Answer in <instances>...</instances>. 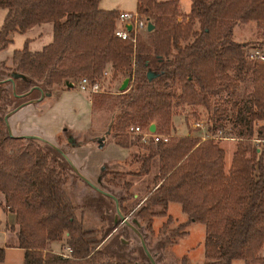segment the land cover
<instances>
[{
  "label": "trees",
  "instance_id": "trees-1",
  "mask_svg": "<svg viewBox=\"0 0 264 264\" xmlns=\"http://www.w3.org/2000/svg\"><path fill=\"white\" fill-rule=\"evenodd\" d=\"M98 3L0 0V7L6 8L0 49L14 31L52 24V39L40 49L31 50L26 38L13 50L9 74L0 79V98L8 101L31 88L47 96L54 85L81 76L94 80L104 70L120 83L128 77L125 89L116 91L103 136L113 130L117 144L138 146L139 166L130 173L151 177L137 213L131 220L124 216L125 226L140 237L135 220L142 217L149 227L152 215H165L168 203L178 202L187 218L169 230L164 247L184 235L192 221H199L205 226L201 264H231L235 258L264 264V59L249 57L248 43L232 38L239 22L264 24V0H190L188 19L181 20L179 0H137V8L153 26L145 35L137 34L135 41L114 34L119 10ZM3 81L10 84L11 93ZM18 82L25 91L15 90ZM95 95L93 103L98 102ZM29 101L0 113V193L15 213V224L9 228L15 245L23 249L21 264H137L106 251L99 245L97 230L77 217L59 158L72 164L61 148L23 135L45 146L30 142L13 154L7 152L21 135L9 133L4 116ZM182 104L206 108L212 133L223 128L225 120L231 123L237 142L227 170L225 151L214 137L172 133L174 109ZM152 122L156 132L169 134L168 140L145 141L142 133L124 132L134 124L147 130ZM125 183L132 185L130 180ZM166 216L164 227L171 221ZM120 223L116 220L113 229ZM63 237L70 250L54 251L51 242ZM4 254L0 246V261Z\"/></svg>",
  "mask_w": 264,
  "mask_h": 264
},
{
  "label": "rangeland",
  "instance_id": "rangeland-1",
  "mask_svg": "<svg viewBox=\"0 0 264 264\" xmlns=\"http://www.w3.org/2000/svg\"><path fill=\"white\" fill-rule=\"evenodd\" d=\"M189 4L190 0L179 1L178 20L188 19L186 13L189 11ZM98 5L101 8L119 11L137 10L140 16L145 18L144 14L137 8V0H99ZM5 13L6 8L0 7V26ZM194 27L198 28L197 22H195ZM145 31L141 30L138 34L145 35ZM9 37L12 40L0 49V79L9 74L12 67L13 50L21 48L26 38L29 40L28 47L31 50L40 49L52 39V24L43 22L24 32L14 31L9 34ZM232 38L248 43L245 46L246 52L258 48L264 53V24L258 27L254 21L239 22L234 26ZM77 81L78 77L72 78V86L65 83L54 85L52 93L47 96H43L42 92L39 93V90L31 88L19 97L11 95L8 101H5L4 97L0 98V113L28 99H32V102L46 99L48 105L44 111L38 112L36 105L27 104L10 117L12 122L21 123L16 129H12V134L21 135V137L12 146L6 147L7 152L13 154L16 149L25 147L30 142L34 145L45 146L39 140L25 138L24 134L37 135L61 148L72 164L70 165L65 159L59 158L62 160L59 161L60 164L64 165L67 171L65 189L77 208V217L83 221L85 227L97 230L96 237L100 239L99 245L102 244L101 246L106 251L123 261L152 264L143 248L142 242H144L149 252L155 255V264H201L204 260L205 226L203 223L192 221L186 226L184 235L175 237V240L165 247L163 245L169 230L176 228L180 222L187 218L178 202L171 201L168 203L166 214L170 215L171 221L167 223L166 227H164L166 214L152 215L149 227H147L146 219L140 217L137 219L138 221L135 220L136 227L142 234L140 237L125 226L120 214L130 219L137 213L141 202L147 196L148 192L145 186L151 174L135 176L130 173L138 169L139 163L134 159L135 154L141 150L136 145L127 147V150L124 148L125 146L122 147L117 144L113 138V130H110V133L106 135L103 146H98L97 139L103 136L107 130L113 109L111 104L121 83L119 78L111 79L109 74L105 80H102V89L99 91V95H95L80 90L77 87ZM2 83L4 89H8L11 93L10 84L6 81ZM14 88L18 92L26 89L21 82L16 83ZM94 95L95 97L98 96L96 103L92 101ZM217 97L218 95H215L211 98L216 99ZM1 106L5 109H1ZM195 120L201 121L203 128L194 127ZM172 121V133H193L203 138L213 135L210 130L212 121H210L208 112L203 106H190L188 104L176 106ZM225 121L222 131L214 135L220 136L215 137V140H218L219 145L225 151L224 165L227 170L236 149L237 137L231 132V123ZM129 126L125 128L124 132L132 135L134 133L130 132ZM33 131L40 133L35 134ZM70 137L71 139H69ZM56 157L58 158L57 153ZM59 157L61 156L59 155ZM86 178L99 188L117 197L118 201L120 200L119 203L112 196L92 186L85 180ZM129 180L132 185L127 187L125 182ZM155 208L158 209L159 207ZM7 210L12 211L7 205L4 208L0 206V246L5 248L4 259L0 261V264H21L22 249L17 246L5 245L6 239L7 243L12 245L16 238L14 232L9 230L10 225L14 222V216ZM116 215L117 217H115ZM120 219L121 223L113 229L114 222ZM54 242V245L51 246L53 250L56 249L54 251L66 252L64 237ZM183 256L186 257L185 261H183ZM231 264L245 263L242 258H235Z\"/></svg>",
  "mask_w": 264,
  "mask_h": 264
},
{
  "label": "built area",
  "instance_id": "built-area-1",
  "mask_svg": "<svg viewBox=\"0 0 264 264\" xmlns=\"http://www.w3.org/2000/svg\"><path fill=\"white\" fill-rule=\"evenodd\" d=\"M147 22L148 20L145 18H142L140 16V13L137 10L134 11H128V10H121L118 13V16L115 20V27H114V34L122 39H131L132 41H135L136 35L141 30H147ZM130 26V28H128ZM249 57L251 58H261L264 59V53H262L258 48H253L251 51L248 52ZM109 75L108 70H104L100 76L96 77L94 80H90L86 76H81L78 78L77 81V87L84 91V92H98L102 89V80H105ZM194 127H202L203 123L199 120H195L193 123ZM129 130L132 133H142V140H148L150 137H152L155 140L162 139V140H168L169 134L167 133H159L154 131H151L149 127L147 130H143L141 126L138 124L130 125ZM222 131V127L218 128L215 133H213L212 136L209 137H220L216 136L214 134L219 133ZM70 249L67 247L66 251H69Z\"/></svg>",
  "mask_w": 264,
  "mask_h": 264
},
{
  "label": "crops",
  "instance_id": "crops-1",
  "mask_svg": "<svg viewBox=\"0 0 264 264\" xmlns=\"http://www.w3.org/2000/svg\"><path fill=\"white\" fill-rule=\"evenodd\" d=\"M180 1V0H179ZM189 6H190V4H189ZM189 8V7H188ZM187 11V10H186ZM242 41V40H241ZM48 43V42H47ZM262 52V51H261ZM263 53V52H262ZM72 86V85H71ZM46 99H43L42 101H35V102H27V103H25V104H23V105H21L18 109H16L15 111H12L11 113H9V115L7 116V122H8V125H9V129H10V131H11V133H12V129L13 128H17L18 126H20V124L21 123H19V122H15V121H11L10 120V117L11 116H13L14 114H16L17 112H19V110H21L25 105H27V104H34V105H36L37 107H36V109H37V111L38 112H42V111H44L46 108H47V103H46V101H45ZM16 119H18V118H16ZM33 133H35V134H38V133H40L39 131H33ZM22 134H24V133H22ZM191 134H193V133H191ZM193 135H197V134H193ZM201 138H203V137H201ZM104 139H105V137H103V142H102V144L101 145H99L100 143L98 142V146H103V144L105 143V141H104ZM98 141V140H97ZM123 147V146H122ZM124 148H126L127 149V147H124ZM128 150V149H127ZM128 153H129V151H128ZM72 160H74L73 158H72ZM137 163H139V160L137 159V158H135L134 159ZM139 165V164H138ZM170 203V202H169ZM0 206L2 207V208H4L5 207V205H4V196H3V194L2 193H0ZM168 206H169V204H168ZM7 211H9V210H7ZM9 212H11L12 214H13V216H14V222L11 224V225H13V224H15V213L14 212H12V211H9ZM10 225V226H11ZM9 230H11V232L13 233L14 232V230H12L11 228H9ZM54 241L53 242H51V246H53L54 245ZM16 244V238H15V241H14V243H12V245H9L8 243H7V239H6V246H16L15 245ZM18 247V246H17ZM19 248H21V247H19ZM22 249V248H21ZM54 250H56V249H54ZM22 251H23V249H22ZM23 254V253H22ZM22 260H23V257H22ZM22 263V262H21Z\"/></svg>",
  "mask_w": 264,
  "mask_h": 264
},
{
  "label": "water",
  "instance_id": "water-1",
  "mask_svg": "<svg viewBox=\"0 0 264 264\" xmlns=\"http://www.w3.org/2000/svg\"><path fill=\"white\" fill-rule=\"evenodd\" d=\"M152 26H153V24L151 23V21L148 20V22H147V30H150V29L152 28ZM128 28H130V26H128ZM150 73H151V72L148 71V75H150ZM127 82H128V77H125V78L122 80V82H121V84H120V86H119V89H121V90L125 89V87H126V85H127ZM67 85H68V86H71V85H72V82H68ZM36 87H38V86H36ZM19 106H21V105H19ZM19 106H18V107H19ZM15 109H16V108H15ZM15 109H14V110H15ZM9 113H10V112H9ZM9 113L5 114V116H4L6 122H7V116H8ZM7 127H8V131H9V133H11V131H10V129H9L8 122H7ZM149 129H150L151 131H154V130H155V123H154V122H152V123L150 124ZM24 135H25V136H33V137L35 136V137H39V136H37V135H32V134H24ZM103 137H104V136H101V137H99V138L97 139L98 142L100 143L99 145L102 144V142H103ZM69 139H71V137H70ZM85 180H86L87 182L91 183L89 180H87V178H86ZM91 184H92V186H94L96 189L100 190L101 192H103V193H105V194H108V195H111L113 198H116L115 196H113V195H112L111 193H109L108 191L99 188L98 186H96V185L93 184V183H91ZM117 212H118V211H117ZM118 214H119V212H118ZM120 216L122 217V220H125V217H123L121 214H120ZM115 217H117V215H116ZM142 244H143V248H144L145 252L147 253V255L149 256V258H150L152 264H155V261H154L152 255L150 254L149 250L147 249L145 243L142 242Z\"/></svg>",
  "mask_w": 264,
  "mask_h": 264
}]
</instances>
